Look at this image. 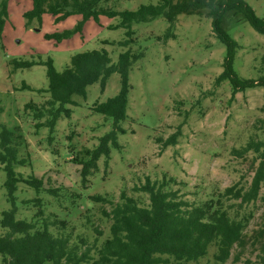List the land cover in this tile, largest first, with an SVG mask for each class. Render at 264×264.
I'll return each mask as SVG.
<instances>
[{
	"label": "rangeland",
	"instance_id": "rangeland-1",
	"mask_svg": "<svg viewBox=\"0 0 264 264\" xmlns=\"http://www.w3.org/2000/svg\"><path fill=\"white\" fill-rule=\"evenodd\" d=\"M158 0H106L117 10H134L140 4ZM254 13L264 18V0H245ZM31 0H8V17L0 36V124L13 132V140L22 142L17 157L30 158L14 170L27 177L34 174L43 179L36 190L19 181L10 197L4 186L6 172L0 163V217L13 205L17 218L31 219L36 207L23 200L39 196L45 214H56L74 227L73 236L80 234L93 239V226L107 232L108 221L99 213L98 203L90 196L107 194L119 201L121 190L147 203V195L133 189L148 175L160 179L165 173L173 176L180 196L199 203L217 196L226 186L238 183L247 187L258 162V153L249 150L237 154L250 136L264 140V85L246 88L233 94L230 79L219 78L223 72L225 45L212 30L211 18L205 14L181 13L174 23L163 17L148 22L132 23V51L142 56L128 71L126 118L120 121L124 132L117 133L118 147L111 146L108 165L104 157L88 177L87 185L80 181L79 168L72 157L83 148H93L98 137L111 129V120L94 111L96 102L114 96L121 87L120 75L113 72L101 88L99 82L86 87L85 95H73L72 103H56L57 116L53 124L36 126L47 116L37 119L26 108L29 102L42 104L49 95L48 79L43 63L14 68L12 60L44 61L52 59L61 71L77 52L104 48L114 63L127 47L120 45L126 29L115 26L119 17L100 16L99 22L89 19L81 32L56 42L45 38L48 32L72 28L79 15L54 21L44 13L26 23L23 12L30 9ZM223 28L236 43L232 61L234 72L242 78L255 80L264 75V35L254 30L245 18L224 17ZM27 84L29 88L22 87ZM179 130L177 143L162 147L161 140ZM58 187L59 196L46 191ZM71 191L79 197L70 198ZM264 191L261 189L260 193ZM68 195V196H67ZM232 202V201H227ZM109 209L108 204H103ZM92 217L85 224L83 212ZM252 210L245 233L250 235L264 222V201L258 199L243 211ZM6 229L0 224V233ZM102 238V237H101ZM99 237V239H101ZM214 247L193 264H260L257 250L250 246L233 260L237 247L224 262L214 261ZM0 264L1 261L0 255ZM43 264H49L44 262Z\"/></svg>",
	"mask_w": 264,
	"mask_h": 264
},
{
	"label": "trees",
	"instance_id": "trees-1",
	"mask_svg": "<svg viewBox=\"0 0 264 264\" xmlns=\"http://www.w3.org/2000/svg\"><path fill=\"white\" fill-rule=\"evenodd\" d=\"M7 1L0 0V36L8 17ZM106 0H31L30 9L23 12L26 23L36 18L40 22L44 13L60 21L70 15L80 18L72 28L48 32L44 36L60 42L76 32H81L85 21L93 19L99 22L100 16L119 17V23L126 29V38L119 43L127 47L112 62L104 48L77 52L70 56L68 64L58 71L52 59L44 61L12 60L14 68L28 67L43 63L48 79L46 91L49 95L42 104L29 102L26 108L33 111L37 119L47 116L36 126L52 125L57 116L56 103H72L73 95H85L86 87L99 82L104 87L106 79L113 73L120 75V90L105 101L96 102L93 110L111 120V129L98 137L93 148H83L76 152L72 160L80 165L79 176L83 186L88 177L98 167V160L104 157V166L108 165L110 147L119 144L117 133L124 132L120 121L126 118L128 71L134 61L142 56L141 50L132 51L129 47L134 42L132 23L148 22L163 17L174 23L181 13L205 14L211 18L212 30L225 45L223 72L219 78L228 77L233 94L246 88L264 85V75L255 80L239 77L232 68L236 50L235 41L222 26L224 17L239 20L245 18L250 26L264 35V18L256 15L245 0H158L156 3L140 4L136 9L117 10L108 6ZM22 87L29 88L27 84ZM179 130L159 141L162 147L177 143ZM22 142L13 140V132L0 124V163L6 172L4 186L11 197L17 183L22 181L33 187L38 193L43 186V179L30 174L27 177L14 170L16 165H25L30 158L17 157ZM253 150L258 153L257 164L248 186L238 183L226 186L217 196H211L199 203L189 202L180 196L179 189H171L170 183L176 184L173 176L163 173L160 179L144 181L132 190L147 195V203L129 195L125 189L119 194V201H112L107 194H93L90 199L98 203L99 213L108 221L107 232L93 226V239L76 234L68 220L56 214H45L43 200L36 196L23 200L36 207L31 219L17 218L16 207L1 212L0 224L6 230L0 233V255L3 264H193L203 257L210 247H214V261L224 263L237 247L233 260L239 259L240 251L251 247L256 249L257 262L264 264V222L254 233L247 235L245 229L251 219L252 210L243 209L258 199L264 201V140L250 136L237 154ZM58 187L48 186L46 191L59 196ZM68 196V195H67ZM74 191L70 198L79 197ZM227 201H232L228 202ZM103 204H108L105 209ZM89 210L83 212L85 224L91 221ZM264 215V212H263ZM92 222V221H91ZM99 237L101 239H99Z\"/></svg>",
	"mask_w": 264,
	"mask_h": 264
}]
</instances>
